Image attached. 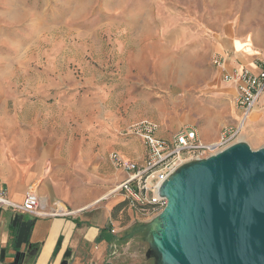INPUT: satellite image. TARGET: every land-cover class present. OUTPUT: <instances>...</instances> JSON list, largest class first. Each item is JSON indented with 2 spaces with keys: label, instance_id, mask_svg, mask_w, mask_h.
Wrapping results in <instances>:
<instances>
[{
  "label": "rangeland",
  "instance_id": "rangeland-1",
  "mask_svg": "<svg viewBox=\"0 0 264 264\" xmlns=\"http://www.w3.org/2000/svg\"><path fill=\"white\" fill-rule=\"evenodd\" d=\"M238 35L240 0H0L5 135L20 122L22 136L32 126L39 136H64L69 128L71 137H83V111L97 116L109 108L133 125L153 122L168 139L185 127L237 128L240 115L222 95L212 58L241 50L249 65L264 55ZM226 41L233 51L220 53ZM131 127L119 136H130ZM236 142L264 148V95ZM154 218L134 215L136 224ZM149 233L113 249L111 263L155 264Z\"/></svg>",
  "mask_w": 264,
  "mask_h": 264
},
{
  "label": "crops",
  "instance_id": "crops-1",
  "mask_svg": "<svg viewBox=\"0 0 264 264\" xmlns=\"http://www.w3.org/2000/svg\"><path fill=\"white\" fill-rule=\"evenodd\" d=\"M237 41L245 43V47L250 43L254 50L264 49V0H240ZM220 46L223 47L220 53L233 51L229 41ZM239 51L227 58L229 69L244 66L255 71L254 61H264V55L263 59L256 58L260 56L257 55L248 65ZM1 80L2 73L0 113L4 111ZM222 85L227 91L222 94L225 100L232 97V114L241 117L234 104L235 87L230 83ZM82 118L83 126L78 128L85 135L78 138L69 135V128L64 136H39L32 126L29 136H22L20 122L13 126L12 136H6L4 122L0 121V189H5L8 199L15 204H21L25 192L33 189L43 213L40 217L18 214L23 216V221H33L28 245L38 246L35 256L26 257L23 264H112L113 249L135 236L130 235V230L136 224V212L128 205L124 194H112L126 175L112 166L110 156L117 154L142 165L145 146L136 137L119 136V130L133 125L131 117L119 120L109 108L99 111L97 116L92 110H84ZM143 121L148 120L136 123ZM221 130L204 129L198 135L203 143L209 144L217 141ZM172 133L170 131V136ZM157 136L164 140L169 138L162 132H157ZM2 212L0 264H13L18 250L14 247L16 233L14 236L10 222L16 215L10 213V218H6ZM24 251H27L26 246L19 250Z\"/></svg>",
  "mask_w": 264,
  "mask_h": 264
},
{
  "label": "water",
  "instance_id": "water-1",
  "mask_svg": "<svg viewBox=\"0 0 264 264\" xmlns=\"http://www.w3.org/2000/svg\"><path fill=\"white\" fill-rule=\"evenodd\" d=\"M159 195L167 203L148 234L155 264H264V148L236 142L184 164ZM10 223L19 251L33 221L16 215Z\"/></svg>",
  "mask_w": 264,
  "mask_h": 264
},
{
  "label": "built area",
  "instance_id": "built-area-1",
  "mask_svg": "<svg viewBox=\"0 0 264 264\" xmlns=\"http://www.w3.org/2000/svg\"><path fill=\"white\" fill-rule=\"evenodd\" d=\"M212 65L220 71L223 83H230L235 87L234 104L241 114L239 127L223 128L217 141L205 144L193 128H182L170 139L164 140L157 136V126L151 122L143 121L133 125L128 135L138 138L145 146L144 163L138 165L117 154H112L110 161L115 169L126 175L112 194H124L128 205L136 213L152 217L160 214L167 203L159 195L163 183L184 164L215 155L236 143L242 124L260 104L264 95V61H254L255 71L244 66L229 69L227 57L216 54L212 58ZM2 211L33 217L43 215L33 189L25 192L21 204L11 202L6 190L0 189V212Z\"/></svg>",
  "mask_w": 264,
  "mask_h": 264
},
{
  "label": "trees",
  "instance_id": "trees-1",
  "mask_svg": "<svg viewBox=\"0 0 264 264\" xmlns=\"http://www.w3.org/2000/svg\"><path fill=\"white\" fill-rule=\"evenodd\" d=\"M11 231L13 233V235L15 236V233L17 231V229L13 226L10 227ZM149 230V224H135L133 226V228L130 230V235L136 234V233H140V234H144L145 235V231ZM32 249V250H31ZM26 252H19L17 251L16 256H15V260L13 264H23L24 260L26 257L32 256L34 257L35 254L37 253L38 250V246H26Z\"/></svg>",
  "mask_w": 264,
  "mask_h": 264
},
{
  "label": "bare ground",
  "instance_id": "bare-ground-1",
  "mask_svg": "<svg viewBox=\"0 0 264 264\" xmlns=\"http://www.w3.org/2000/svg\"><path fill=\"white\" fill-rule=\"evenodd\" d=\"M240 140H242V139H240Z\"/></svg>",
  "mask_w": 264,
  "mask_h": 264
}]
</instances>
